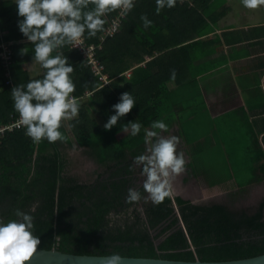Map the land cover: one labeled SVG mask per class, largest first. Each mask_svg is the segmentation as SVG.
<instances>
[{
	"label": "trees",
	"instance_id": "16d2710c",
	"mask_svg": "<svg viewBox=\"0 0 264 264\" xmlns=\"http://www.w3.org/2000/svg\"><path fill=\"white\" fill-rule=\"evenodd\" d=\"M154 3L155 0H135V7L123 19L118 33L102 44L98 59L113 78L109 86L100 87L86 60L71 46L60 50L74 66L71 76L76 90L72 95L82 98L92 93L93 106L105 122L114 112L111 105L124 91L134 97L138 90L152 94V99L158 96L153 87L135 86V21L154 12L155 8L150 7ZM164 11L159 13L161 17ZM117 15L118 10L108 14L106 28ZM12 19L1 4L0 35H6L4 41L11 45L14 55L9 69L0 57V127L19 119L11 88L32 79L24 69L32 61V53L21 54L19 50L26 47L32 52L33 46L20 32L13 35ZM103 34L86 36L85 40L89 45H98ZM129 70L131 76L127 78L124 73ZM142 102H136L110 130L99 127L81 104L79 117L70 121L69 129L62 121L64 141L33 143L25 135L24 126L0 137V218L14 219L15 209L29 211L35 205L34 234L41 241L37 248L78 255L107 256L118 252L123 257L212 262L264 254V202L252 213L223 205L198 207L180 197L165 198L159 205L143 199L137 204L126 202L127 189L136 187L140 172L133 165V157L142 153L145 145L143 129L132 137L120 131V125L138 119L148 127L158 119L162 105ZM75 143L87 148L90 159L104 167L90 184L77 182L67 172V160L60 147ZM262 171L264 175V168ZM141 204L143 212L139 211ZM130 210L133 215L114 221V216H126Z\"/></svg>",
	"mask_w": 264,
	"mask_h": 264
},
{
	"label": "crops",
	"instance_id": "0c3cea01",
	"mask_svg": "<svg viewBox=\"0 0 264 264\" xmlns=\"http://www.w3.org/2000/svg\"><path fill=\"white\" fill-rule=\"evenodd\" d=\"M1 4L13 17V35L19 34L15 0H0ZM150 7L156 8L155 3ZM147 17L152 21L147 28L142 20L135 21V86L153 87L158 96L152 99V94L138 90L135 98L162 104L158 119L169 125L165 135L179 137L177 151L183 152L186 164L173 180L172 197L198 207L241 206L248 212L256 199L260 208L264 5L245 8L241 0H177L175 7L165 8L163 17L155 10ZM24 69L30 78L43 72L33 61ZM124 76L130 78L131 70ZM89 94L79 98L80 104L103 128L105 121ZM70 121H64L68 129Z\"/></svg>",
	"mask_w": 264,
	"mask_h": 264
},
{
	"label": "clouds",
	"instance_id": "9594fccd",
	"mask_svg": "<svg viewBox=\"0 0 264 264\" xmlns=\"http://www.w3.org/2000/svg\"><path fill=\"white\" fill-rule=\"evenodd\" d=\"M176 3L177 0H155V11L159 14L165 8L175 7ZM241 3L245 8H256L264 5V0H241ZM134 7L135 0H15L19 32L32 44V61L43 70L39 78L11 88L19 123L33 143L66 140L60 130L62 121L73 120L79 115L80 100L72 95L76 90L71 76L74 66L60 50L65 46L83 45L86 36L114 34L119 24L114 20L112 31H109L106 28L108 14L118 10V17H126ZM141 20L145 28L152 24L147 15H142ZM19 51L27 54L29 50L23 47ZM172 76L175 77L174 70ZM135 105L136 98L131 92L120 93L118 101L111 105L114 112L103 124L104 129L116 126ZM142 129L145 150L133 157V165L140 168L143 192L129 187L125 200L137 204L143 199L159 205L165 198L172 197L173 180L185 170L186 161L183 152L177 151L179 137L165 135L169 125L163 119L152 120L148 127L138 119L129 120L119 128L132 137ZM35 210V205L29 211L17 208L14 219L0 218V264H25L37 251L41 241L34 234L32 213ZM54 239L59 241L58 236ZM101 260L102 264H123L124 257L113 252Z\"/></svg>",
	"mask_w": 264,
	"mask_h": 264
},
{
	"label": "water",
	"instance_id": "95a60500",
	"mask_svg": "<svg viewBox=\"0 0 264 264\" xmlns=\"http://www.w3.org/2000/svg\"><path fill=\"white\" fill-rule=\"evenodd\" d=\"M101 257L97 255H78L64 253L57 249H38L25 264H102ZM123 264H264V254L241 260L212 261H176L161 258H133L124 257Z\"/></svg>",
	"mask_w": 264,
	"mask_h": 264
},
{
	"label": "built area",
	"instance_id": "2783aa9c",
	"mask_svg": "<svg viewBox=\"0 0 264 264\" xmlns=\"http://www.w3.org/2000/svg\"><path fill=\"white\" fill-rule=\"evenodd\" d=\"M124 18L125 17H122V18L118 17L117 15L116 17L111 19V21L108 24L107 29L109 31H112V23L114 20L119 24V27L117 30L114 31V34L112 35H107L106 33H104L99 41V45H89L86 42V40H84L83 45L77 46L76 48H72L73 50L77 51L84 60H86L96 80L100 83V87L109 86L110 83L112 82V78H110L109 75L105 72L104 65L100 63L98 59V52L101 50L102 44L108 38H111L115 34L118 33V31L121 28L122 21ZM0 39L2 40V42L0 43V50H1L0 57L5 67L9 69L13 61L14 52L11 46L7 42L4 41L2 36L0 37ZM8 83L12 84V80L9 79ZM91 95L89 94L88 96H91ZM22 127L23 126L19 123V119L16 120V122H13L12 124L8 126L0 127V137L4 136L7 132H11V131H14L15 129H19Z\"/></svg>",
	"mask_w": 264,
	"mask_h": 264
},
{
	"label": "rangeland",
	"instance_id": "374dc122",
	"mask_svg": "<svg viewBox=\"0 0 264 264\" xmlns=\"http://www.w3.org/2000/svg\"><path fill=\"white\" fill-rule=\"evenodd\" d=\"M63 152L64 158L67 160V172L70 175L71 178H74L77 182L82 184H89L94 181L96 178L97 173L104 171V167L99 166L96 164L88 154L86 153L85 149H79L76 145L74 146H68L66 144L63 145L61 148ZM140 179H143L140 172L137 173V182H135L136 188L143 189L142 183L138 181ZM262 192H264V189H262ZM263 196L261 195H257ZM258 198V199H259ZM150 202V201H149ZM256 199L252 202V209H255V206L257 205ZM248 205V203H247ZM237 209H244L241 206L236 207L233 210ZM139 211L143 212L142 204L141 207H139ZM134 211L130 210L129 213L126 216H114V221H121L124 220L127 216L133 215Z\"/></svg>",
	"mask_w": 264,
	"mask_h": 264
},
{
	"label": "flooded vegetation",
	"instance_id": "af4514ba",
	"mask_svg": "<svg viewBox=\"0 0 264 264\" xmlns=\"http://www.w3.org/2000/svg\"><path fill=\"white\" fill-rule=\"evenodd\" d=\"M257 205H258V203H257ZM257 205L255 206V209H252L251 208L250 211H249V213L257 211L259 209V207ZM247 210H249V209H247Z\"/></svg>",
	"mask_w": 264,
	"mask_h": 264
}]
</instances>
